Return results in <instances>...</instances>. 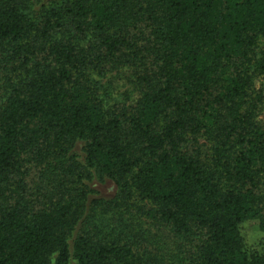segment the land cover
Segmentation results:
<instances>
[{
	"label": "trees",
	"instance_id": "1",
	"mask_svg": "<svg viewBox=\"0 0 264 264\" xmlns=\"http://www.w3.org/2000/svg\"><path fill=\"white\" fill-rule=\"evenodd\" d=\"M262 75L264 0H0V264H264Z\"/></svg>",
	"mask_w": 264,
	"mask_h": 264
},
{
	"label": "rangeland",
	"instance_id": "2",
	"mask_svg": "<svg viewBox=\"0 0 264 264\" xmlns=\"http://www.w3.org/2000/svg\"><path fill=\"white\" fill-rule=\"evenodd\" d=\"M92 75L98 83L101 96L107 108L110 107L113 109L116 107L129 106L134 104L140 96L138 88L134 83L130 67H123L120 70L114 69L105 73L103 76L96 74ZM256 87L261 88L264 92V75L256 80ZM258 119L264 125V102L260 105ZM93 187L98 192L97 196L105 198H112L118 191L116 183L109 179H106L104 182L94 181ZM134 202L143 205L137 198H134ZM134 210L135 209H133V211ZM99 213L96 215L98 219L105 217L107 220L114 217L112 214L104 216L102 212ZM132 213L133 216H131L130 212L123 217L124 223H126L128 219L133 223L134 228L138 230V232H144V235H151L152 238L153 236L162 237L165 235V231L160 225L148 218L138 216L134 212ZM117 218H120V216L118 215L115 217V219ZM242 232L251 248L260 250L264 253V232L261 231L256 221L244 223L242 225Z\"/></svg>",
	"mask_w": 264,
	"mask_h": 264
}]
</instances>
